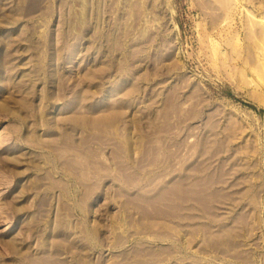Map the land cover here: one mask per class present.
<instances>
[{
    "label": "rangeland",
    "instance_id": "rangeland-1",
    "mask_svg": "<svg viewBox=\"0 0 264 264\" xmlns=\"http://www.w3.org/2000/svg\"><path fill=\"white\" fill-rule=\"evenodd\" d=\"M261 97L264 0H0V264H264Z\"/></svg>",
    "mask_w": 264,
    "mask_h": 264
},
{
    "label": "bare ground",
    "instance_id": "bare-ground-1",
    "mask_svg": "<svg viewBox=\"0 0 264 264\" xmlns=\"http://www.w3.org/2000/svg\"><path fill=\"white\" fill-rule=\"evenodd\" d=\"M128 2H129V1H128ZM143 30H144V29H143ZM212 40H213V39H212ZM259 94H260V93H258V96L261 95V94H260V95H259ZM256 96H257V95H256ZM256 96H255V98H257ZM261 96L263 97V95H261ZM262 97H261V100H259L260 102H261V101L264 102V99H263ZM258 98H259V97H258Z\"/></svg>",
    "mask_w": 264,
    "mask_h": 264
}]
</instances>
